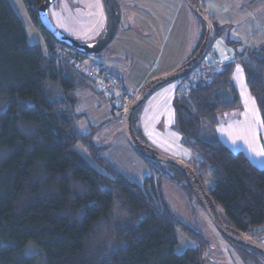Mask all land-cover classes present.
<instances>
[{"label":"trees","instance_id":"16d2710c","mask_svg":"<svg viewBox=\"0 0 264 264\" xmlns=\"http://www.w3.org/2000/svg\"><path fill=\"white\" fill-rule=\"evenodd\" d=\"M23 1L48 51L29 43L10 1L0 0V264H37L38 254L44 264H206L204 239L175 217L164 195V182L183 175L174 167L164 173L142 158L154 173L139 185L122 174L92 133L77 131L75 94L92 81L56 50L63 46L39 25L37 9L45 0ZM214 27L218 39L223 32ZM204 35L203 26L195 52ZM244 51L240 62L264 124V47ZM72 52L81 60L87 57ZM233 68L227 63L210 82L200 80L194 87L185 85L188 77L178 81L175 127L182 144L197 156L198 171L193 170L202 184L200 173L209 171L214 185L210 191L203 186L216 208L222 207L224 223L260 242L264 169L231 151L215 134L218 115L241 108L230 82ZM49 83L56 85L57 100L49 98ZM141 107L132 125L147 144L138 127ZM178 230L198 246L177 252ZM257 234L263 235L251 238ZM29 243L37 247H30L34 253L27 250Z\"/></svg>","mask_w":264,"mask_h":264},{"label":"crops","instance_id":"0c3cea01","mask_svg":"<svg viewBox=\"0 0 264 264\" xmlns=\"http://www.w3.org/2000/svg\"><path fill=\"white\" fill-rule=\"evenodd\" d=\"M9 1L22 20L29 43L39 44L43 51L47 52L46 37L33 20L24 1L13 0L17 7L12 0ZM205 1L211 4L213 12L204 11L208 13L210 19L215 18L217 0ZM234 1L240 4L237 8L240 17L243 18L245 5L246 8L253 5L255 6L253 17L263 19V21L252 32L243 26L241 29H237L235 34H231L227 29V27H231V23H227L223 27H219L217 24L223 34L216 39L214 44L217 49L213 47L214 52L225 64L233 63L234 65L230 82L238 91L241 108L237 111L219 114V123L215 127V134L216 138L231 151L244 153L254 166L264 169V156L258 155L264 148V124L257 102L247 85L239 56L244 52L242 48L248 50L264 47V0ZM117 2L121 10V21L114 40L120 33L119 47L112 48L105 57L99 56L98 59L103 60L107 65L100 63L92 55H88L82 61L85 65L94 66L96 64L116 74L120 78L122 87L135 96L150 79L171 73L192 57L197 47L195 36L189 33V25L193 17L183 0H117ZM228 3V0H222L217 6L222 7ZM18 8L23 12L24 19L30 24V28L32 26V29L35 30L43 45L40 42L33 43L29 40V32ZM49 16L60 32L81 43L96 40L107 24V13L103 0H55L49 8ZM253 17H251L252 20ZM251 19L249 18L248 21L250 22ZM244 21L246 20H241L240 23H247ZM185 36L187 41L183 43ZM139 37L141 41L138 40ZM142 37L145 38V42ZM228 41L238 44L230 46ZM220 54H225V56ZM124 59L128 60V63L133 61L131 69L123 66ZM178 84V82L166 84L149 96L141 107L138 127L147 144L153 149L188 164L193 159L196 161L197 156L182 144V135L175 127L174 102L178 95ZM92 93L101 96L96 86L89 81L75 94L77 104L73 114L77 116L75 119L77 131L82 135L92 133L94 143L107 147L106 155L122 174L125 175L121 168L127 167L129 172H125L137 179V176L133 175V170L139 166L144 171V181L145 177L152 173L147 174L145 165L138 160V157H142L136 154L128 142L123 141L121 137L117 141L114 138L121 133L118 127L120 125L118 117L107 125V122H111L110 118H113L108 101L103 99L102 114H98L94 120L82 112L86 99L90 103L94 102L90 97ZM86 94H88L87 98L84 97ZM78 149L86 159L90 160L85 149L81 146ZM168 205L171 208L169 203ZM194 243L195 245L190 246L191 248L198 246L196 241Z\"/></svg>","mask_w":264,"mask_h":264},{"label":"rangeland","instance_id":"374dc122","mask_svg":"<svg viewBox=\"0 0 264 264\" xmlns=\"http://www.w3.org/2000/svg\"><path fill=\"white\" fill-rule=\"evenodd\" d=\"M221 1L222 0L216 1V14H215L216 19L212 17L211 21L216 26L218 24L219 27H223V25H225L227 23L228 24L231 23V27L230 28L227 27V29L230 30L229 32H231V34L237 33V29H241L243 26L247 27L248 30H250L252 32L253 29H257L258 25L263 21V19L253 17L254 16L253 11H254L255 6H253L252 4H251L252 6H248L247 8L245 5V10L243 12V18H242L239 15V10H237V8H239L240 4H237L234 0H228L229 3L226 4L225 6H222V7L217 6V4L218 3L220 4ZM13 2H14V5L17 7L15 1H13ZM203 2H204V0H200L201 6H202ZM202 9L207 10L208 12H210V11L213 12L211 4H208L206 1L204 2ZM18 10H19V8H18ZM19 12H20V14H22L21 16H22L24 23L26 24L27 30L29 32V35H30L29 40L33 43L34 42H40V44L43 45L41 39H39V36L36 35L35 30L32 29V26L30 28V24L26 21V19H24L23 12L21 10H19ZM189 12L193 17L192 20L190 21L189 33H190V35L195 36V40H196V44H197L196 46H198L199 40H201V35L203 34V26H202L200 20L193 14V12L190 9H189ZM251 17H253V20L251 19ZM249 18L251 19L250 22L248 21ZM241 20H246L247 23H240ZM246 21H244V22H246ZM200 33H201V35H200ZM118 39H120V33L118 34V38H116L114 41H112L109 44V46L101 54L92 55V56L95 59H97L100 63L107 65L106 62H104L103 60H100L98 58H99V56L105 57L107 55V53L112 48L119 47ZM138 40L141 41V38ZM142 40L145 42V38H143ZM186 41L187 40H186V36H185L183 38L182 42L186 43ZM213 47L217 49L215 44L213 45ZM213 47L211 48V50L214 51ZM242 49L247 51L246 48H242ZM211 50L209 51V53L206 57L207 59L205 58L206 59L205 61H208V59H211L213 56H216V55H213V56L211 55ZM225 54H222V55L220 54V55L225 56ZM124 61H125V64H123V66H125L127 69H131L133 66V63H132L133 61H129V63H128V60H126V59H124ZM94 66H96V64H94ZM201 66L202 65H200L199 68ZM178 81H175V82H178ZM119 82H120V80H119ZM121 86H122V84H121ZM47 91H48V95H49L50 100H57L58 99V91H57L55 84L49 83L47 85ZM125 91H127V90H125ZM128 92H130V91H128ZM87 96H88V94H86L84 97L87 98ZM90 97H91V100L94 102L90 103L89 100L86 99L84 101V106L82 108V112L84 114H86L87 117L94 120L98 114H102L101 103H102L103 99H105V98L102 95L98 96L96 93H92L90 95ZM89 104H90V106H89ZM111 115L113 116V118L112 117L110 118L111 122H107V125H108V123H112L114 121V119L118 117L117 119H118V122L120 124L118 127L121 130V133L117 134L114 138L117 141L121 137V139H123V141L127 142L126 137H125V133H124L123 116H114L113 114H111ZM86 157H87V155H86ZM138 160L141 161V163H143V165H145L147 174L154 173V169L151 165H148L147 162H145L142 158L138 157ZM188 165L192 169L198 171V166H197L196 161L194 159L190 163H188ZM154 166L156 168H158L159 170L163 171L164 173L166 172L167 174H170L173 172L172 167L169 165H165V164L161 165L159 163H155ZM121 169L124 171L125 175L130 180L132 179V181L138 182L140 184L142 183L144 171H142V169L139 166L137 168H135V170H133V173H134L133 175L137 176V179H134L133 177L129 176L126 173V172H129V169L127 167H122ZM200 174L202 175L203 185L206 187V189L208 191H210L212 186L214 185V182L209 177V171H206V173L201 172ZM175 180H176L175 181L176 183L175 182L172 183V182H168V181L164 182V184H163L164 195H165L168 203L170 204L175 217L181 223H184L190 229H192L202 239H204V241L206 243V249L203 252L202 260L204 262H206V264H264V256H262L261 254H258L254 251H251V250L242 248L240 246L234 245V244L230 243L228 240H226L222 235H220V233L216 230V228L211 223V221H210L208 215L206 214V212L204 211L202 205L198 202L196 196L194 195V193L190 189V187H189L186 179L184 178V176L183 177L182 176L175 177ZM217 208H218L220 215L225 217V213H224L222 207L218 206ZM262 230H263V228H261L260 231H262ZM262 235L263 234H257L256 236H251V238L257 239L259 236H262ZM178 240H179V245L176 248L177 252H182L186 248L195 245L194 240L180 230L178 231ZM260 243H262L264 245V238L260 241ZM32 246L37 248L36 246H34L31 243H29V245L26 248H27V250L29 249L30 251H32V253H34L35 250L33 251L32 249H30V247H32ZM33 255H36V254H33ZM33 255H29V256H33ZM37 257L39 258L37 264H44V260L41 256V254H38Z\"/></svg>","mask_w":264,"mask_h":264},{"label":"water","instance_id":"95a60500","mask_svg":"<svg viewBox=\"0 0 264 264\" xmlns=\"http://www.w3.org/2000/svg\"><path fill=\"white\" fill-rule=\"evenodd\" d=\"M54 1L55 0H45L39 6L37 9V21L39 25L45 30V32L49 34L58 45L87 56L99 55L116 37L121 21V10L117 0H103L107 13L106 27L96 40L88 43L75 41L64 35L55 27L49 16V8ZM184 2L203 24L205 28L204 40L201 43L199 49L187 62L169 74L149 80L141 88L139 93L135 95L133 102L128 106L123 114L125 137L130 147L140 157L155 163L174 167L184 176L190 189L196 196L198 202L202 205L211 223L220 233V235L237 246L250 249L264 256V245L262 243L246 237L238 230L224 223L212 197L206 192L199 177L186 162L163 155L157 150L153 149L151 146L142 143L136 136V133L133 129V115L136 110L146 102L149 96L160 87L178 81L199 68L216 41L217 33L214 24L212 23L208 14L202 9L200 3L197 0H184Z\"/></svg>","mask_w":264,"mask_h":264},{"label":"built area","instance_id":"2783aa9c","mask_svg":"<svg viewBox=\"0 0 264 264\" xmlns=\"http://www.w3.org/2000/svg\"><path fill=\"white\" fill-rule=\"evenodd\" d=\"M56 50L66 53L75 69L81 71L92 81L98 92L109 102L111 114L114 116H123L128 106L133 102L134 95L125 91L118 78L112 72L101 66L85 65L83 61L78 56L73 54L72 50H69L68 48L56 47ZM211 55H215L213 50H211ZM204 61L201 64L202 66L197 69L198 71L195 73L192 81L190 82L193 87L200 80L210 82L212 77L219 73L225 65V63L216 56L208 59V61Z\"/></svg>","mask_w":264,"mask_h":264},{"label":"bare ground","instance_id":"6f19581e","mask_svg":"<svg viewBox=\"0 0 264 264\" xmlns=\"http://www.w3.org/2000/svg\"><path fill=\"white\" fill-rule=\"evenodd\" d=\"M197 71H198V70L196 69V70H194L192 73H190L188 76H186V77H188V80H187V82H186L185 84H189V83L192 81L193 76L195 75V73H196ZM186 77H184V78H186ZM184 78H182V79H184ZM182 79H180V80H182Z\"/></svg>","mask_w":264,"mask_h":264},{"label":"snow or ice","instance_id":"6c2138e0","mask_svg":"<svg viewBox=\"0 0 264 264\" xmlns=\"http://www.w3.org/2000/svg\"><path fill=\"white\" fill-rule=\"evenodd\" d=\"M258 155H260V156H264V148H262V149L260 150V152L258 153Z\"/></svg>","mask_w":264,"mask_h":264}]
</instances>
